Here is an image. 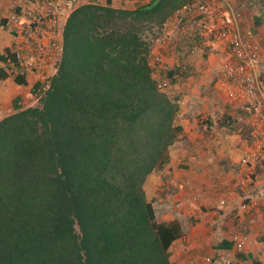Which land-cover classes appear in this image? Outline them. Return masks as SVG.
Wrapping results in <instances>:
<instances>
[{"label":"trees","instance_id":"1","mask_svg":"<svg viewBox=\"0 0 264 264\" xmlns=\"http://www.w3.org/2000/svg\"><path fill=\"white\" fill-rule=\"evenodd\" d=\"M192 1L84 4L68 16L55 74L30 89L36 104L15 101L0 119V264H175L184 228L157 220L144 185L169 164L180 105L153 78L147 36ZM0 61L26 85L9 50Z\"/></svg>","mask_w":264,"mask_h":264},{"label":"rangeland","instance_id":"2","mask_svg":"<svg viewBox=\"0 0 264 264\" xmlns=\"http://www.w3.org/2000/svg\"><path fill=\"white\" fill-rule=\"evenodd\" d=\"M251 5H254V2H250L249 7ZM254 9H257V7L254 6ZM185 19L184 34L173 35L167 41L165 53L163 49H159L155 45L156 39L162 34L161 28L156 29L153 34L147 36L151 41L149 62L153 69V78L161 91L165 92L172 100L179 101L180 111L175 123L183 125L182 122L186 119H184L182 113L187 111L189 116L186 117L189 120V125L198 127L199 132H194L192 135V156L197 157L199 155L197 147L199 149L203 142L209 144L214 139H216V142H223L226 147L230 145L234 150L235 160L225 156L217 158V161L213 160V151L210 150L207 153L208 159L206 161L208 164L205 165V179L202 177V180L204 181V187H207L205 191L210 192L207 193L206 197L215 198L216 201H218L219 192L217 189L219 185L223 182L229 183L233 195L240 197L237 203L232 201L235 203L233 206L237 208L235 211L237 214L238 207L246 204V201L249 203V199L243 195L244 187L251 193L253 186L264 182V174L259 166H256L253 171V181L247 182V177L250 174L246 172L241 161L244 154L252 152L255 147V141L251 134V122L241 108L240 87L233 85L220 70L221 65L225 61H229L230 53L226 47L227 43L200 36L196 31V25L192 28ZM247 20L250 19L247 18ZM254 31L260 39L264 40V31ZM190 51L192 52L190 53ZM160 56L163 57L162 62ZM177 68L184 69L183 73L181 72L172 79L168 78L167 73ZM14 70H16L15 67ZM25 103H28V100ZM9 108H11L10 105L5 107L0 115H9L6 112V109ZM196 127L195 130H197ZM185 137L184 132H182L170 150V153H173V149L175 150V154L172 155L173 163L169 161V164H172L170 173L165 176L157 173V177L151 178L147 182L146 191L148 201H152L154 205L158 221L170 220L173 217L182 218L181 223H186L184 229L187 232V228H190L188 230V233H190L195 232L196 220L200 221V218H197V206L195 204L192 205L193 207H184V199L186 198L184 173L189 171V166L184 164ZM195 169L194 167L192 175L196 179L200 178L201 175L198 177ZM174 170L176 173H174ZM161 181H163V184H161ZM170 181H173V183H170ZM188 187L194 189L193 186L188 185ZM202 209L201 211L207 214L206 218L209 222L212 219L214 220L210 214L213 210L215 211V208L209 205ZM239 217H234V220H236L235 225L240 220ZM235 232L245 241L242 250L246 252L253 251L254 255L264 262V244L258 242L260 238L264 237V226L258 223L251 227L241 225L235 228L233 233ZM212 242L216 241H210L200 257L208 255L213 256L214 259L217 258V255L212 252L215 247ZM179 248L182 249V245ZM234 253L235 250H232L229 255L225 254L223 264H234L232 258Z\"/></svg>","mask_w":264,"mask_h":264},{"label":"built area","instance_id":"3","mask_svg":"<svg viewBox=\"0 0 264 264\" xmlns=\"http://www.w3.org/2000/svg\"><path fill=\"white\" fill-rule=\"evenodd\" d=\"M133 1L148 4L153 0ZM80 2L25 0L26 7L20 14L12 15L10 19L17 25L19 34L12 54L22 74L30 73L46 81L55 74L62 53L65 22L81 6ZM87 2L99 5L100 0ZM14 9L21 8L17 6ZM184 18L192 28L196 25L200 36L227 43L229 61H225L220 70L233 85L240 87L241 108L251 122V134L255 141L254 150L245 153L241 159L243 167L250 174L247 177L250 183L256 166L264 174V40L251 28L244 27L245 24L236 14L234 0H193L176 10L163 23L162 34L155 41L157 48L165 53L167 41L173 35L184 34ZM162 58L160 56L161 62ZM250 194L248 199L251 204L264 207V183L253 186ZM224 204L225 200L222 199L220 205ZM243 241L241 236L234 235L232 242L237 251L243 248ZM204 262L211 264L212 258L207 257Z\"/></svg>","mask_w":264,"mask_h":264},{"label":"crops","instance_id":"4","mask_svg":"<svg viewBox=\"0 0 264 264\" xmlns=\"http://www.w3.org/2000/svg\"><path fill=\"white\" fill-rule=\"evenodd\" d=\"M80 1V5L88 3L87 0ZM250 2H254V5H251L249 7ZM145 4H137L133 0H100L99 3L100 6H110L115 9L127 10H132ZM234 5L236 14L241 18L243 24H245L244 27L251 28L253 31H264V0H234ZM17 6H20L21 9H14ZM254 6H256L257 9H254ZM25 7V0H0V19L7 20L5 27L0 26V55H4L6 50H9L11 53L13 52L14 45L19 40V34L17 33V25L12 22L10 18L14 13L20 14L21 10H23ZM246 17L250 20L248 21ZM0 68H5L9 72V76L5 80L0 81V114L3 113L5 107H9V105L11 108L6 109V112H8L9 114L13 113V104L15 101L18 102L17 104L20 107L35 105L37 100L31 97L30 89L35 82H45L46 80L44 78H38L33 74L27 73L25 74L26 85H18L14 82V74L16 70H14L13 65L9 61L7 63L0 61ZM27 100L28 103H25ZM6 116L8 115H0V119ZM182 116H184V119H186L184 120V122H182L184 123L183 125L180 124L183 130L182 132H184V137L186 136L184 139V164L189 166V171H187V173H184V184L186 185V198L184 199V207H189L195 204L197 206V218H200V221L196 220L194 226L196 228L195 232L193 231L188 233V230L190 228H187V232L184 229V236L172 244V246L170 247L171 260L175 264H205L204 260L207 257H214L208 255H202L200 257V255L205 252V246L210 241H216L212 242V245L215 246L212 252L217 255V260L215 262H212L211 264H223L222 262H218V260H225V254L229 255V252H231L232 250L234 251V249L232 248L231 250H224L222 248V242L227 241L231 242L232 245H234L232 239L234 235H238V233H233V231H235V228H237L238 226L246 225L247 227H251L255 226L257 223L261 224V226H264V207L254 206L255 204H251V201L249 200L248 202L250 203H247L246 201V204L238 207L239 209L236 214L235 211L237 210V208L233 205L237 203L240 197H235V195H233V193L231 192L232 187L229 185V183L226 182L221 183L217 189L219 192L218 201H216L215 198L211 199L210 197H206L207 193L210 192L205 191L207 187H204V181L202 180V177L205 179V165L208 164L206 161V159H208L207 153L210 152V150L213 151L212 153L214 161H217V158L225 156H229L230 159L232 158V160H235L234 157L236 156H233L234 150L230 147V145H227L226 147L223 142H216V139H214V141L209 144L203 142L199 149L197 147L199 155L197 157L192 156V135L194 132L198 133L199 130L198 127L195 126L197 128V130H195L194 126L189 125V120H187L188 118L186 117L189 116V113L187 111H184V113H182ZM174 151L175 150L173 149V153H170V161L172 163V155L175 154ZM230 155H232L233 157ZM171 166L172 164H168L165 169H163L159 173L164 176L168 175L170 173ZM194 167L196 168L195 172L197 173L198 177L199 175H201L200 178L196 179L192 175V173H194ZM174 173H176L175 170ZM157 175L158 174L154 172L147 178L144 185L146 197L148 194L146 191L147 182L151 178L157 177ZM170 183H173V181H170ZM193 183H195V185H193ZM161 184H163V181H161ZM188 185L193 186L194 189H192V187H188ZM243 185L245 186L244 183ZM243 195L245 196V198H249L251 195L246 187H244L243 189ZM151 198L152 200H154L152 196ZM222 199L225 200V204L223 206L220 205V201ZM232 201H235V203H233ZM209 205H211L212 208H215V211L213 210L210 214V216H213L214 218V220L212 219L211 222H209L208 218H206L207 214L201 211L203 210L202 208ZM235 216H240V220H238L239 224L237 223L236 225V220H234ZM173 219H177L182 222V218L173 217L170 220ZM185 225L186 223L182 224L183 228ZM243 242L244 248L245 241ZM258 242L264 244V237L260 238ZM180 245H182V249L179 248ZM240 253L245 256H249L250 259H256L260 264H264L262 260L254 255L253 251L246 252L241 249ZM232 258L234 259V264H252L251 260L241 261L235 258L234 255H232Z\"/></svg>","mask_w":264,"mask_h":264}]
</instances>
